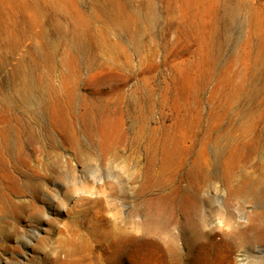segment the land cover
<instances>
[{
	"label": "rangeland",
	"instance_id": "1",
	"mask_svg": "<svg viewBox=\"0 0 264 264\" xmlns=\"http://www.w3.org/2000/svg\"><path fill=\"white\" fill-rule=\"evenodd\" d=\"M260 182L264 0H0V264H264Z\"/></svg>",
	"mask_w": 264,
	"mask_h": 264
},
{
	"label": "bare ground",
	"instance_id": "2",
	"mask_svg": "<svg viewBox=\"0 0 264 264\" xmlns=\"http://www.w3.org/2000/svg\"><path fill=\"white\" fill-rule=\"evenodd\" d=\"M253 194H254L257 201H261L262 196L264 195V182L259 183L258 188L253 190ZM259 203H261V202H259Z\"/></svg>",
	"mask_w": 264,
	"mask_h": 264
}]
</instances>
